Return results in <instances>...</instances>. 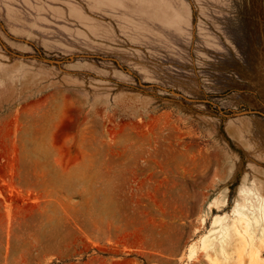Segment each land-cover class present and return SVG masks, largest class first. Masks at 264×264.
<instances>
[{
  "label": "rangeland",
  "instance_id": "rangeland-1",
  "mask_svg": "<svg viewBox=\"0 0 264 264\" xmlns=\"http://www.w3.org/2000/svg\"><path fill=\"white\" fill-rule=\"evenodd\" d=\"M235 35L264 64V0H0V264H264V76L233 80ZM101 153L142 167L90 187ZM109 203L136 234L86 233Z\"/></svg>",
  "mask_w": 264,
  "mask_h": 264
},
{
  "label": "crops",
  "instance_id": "crops-1",
  "mask_svg": "<svg viewBox=\"0 0 264 264\" xmlns=\"http://www.w3.org/2000/svg\"><path fill=\"white\" fill-rule=\"evenodd\" d=\"M249 1V0H245ZM245 34V32H244ZM232 48V59L230 72L233 80L236 81H259L264 76V64L255 60L254 47L247 45L246 40L240 41V37L234 36ZM84 164L86 173V184L90 187L109 186L113 187L119 184V174L127 169H141V164H128L122 154H91ZM141 161L143 159H135ZM159 160V159H155ZM117 206L109 203L101 206V216L86 221V233L92 236L100 234L103 238L107 234L114 237V242L119 241L127 233L136 234L137 227L134 221L127 220L118 215ZM171 242V240H170ZM145 243H148L146 241Z\"/></svg>",
  "mask_w": 264,
  "mask_h": 264
},
{
  "label": "bare ground",
  "instance_id": "bare-ground-1",
  "mask_svg": "<svg viewBox=\"0 0 264 264\" xmlns=\"http://www.w3.org/2000/svg\"><path fill=\"white\" fill-rule=\"evenodd\" d=\"M227 234H228V229L226 227L222 228V235L226 236ZM202 243H203L204 248H206L210 244L209 238H204ZM262 262L263 261L259 259L258 257V253H255L254 255H252V258H251L252 264H260Z\"/></svg>",
  "mask_w": 264,
  "mask_h": 264
}]
</instances>
